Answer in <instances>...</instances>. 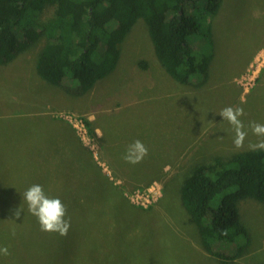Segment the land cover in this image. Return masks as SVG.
Listing matches in <instances>:
<instances>
[{"label":"rangeland","instance_id":"obj_1","mask_svg":"<svg viewBox=\"0 0 264 264\" xmlns=\"http://www.w3.org/2000/svg\"><path fill=\"white\" fill-rule=\"evenodd\" d=\"M56 6L46 4L38 20ZM211 24L214 56L198 84L165 72L141 19L114 70L82 96L37 76L43 37L0 66V247L9 250L0 264H264L263 202L239 201L250 244L243 257L222 261L202 246L179 199L193 164L249 149L261 139L250 122L264 124V0H222ZM228 106L244 110L240 149L219 115ZM137 139L148 154L133 165L123 157ZM33 184L66 206L67 235L42 231L27 210ZM236 244L212 249L227 254Z\"/></svg>","mask_w":264,"mask_h":264},{"label":"trees","instance_id":"obj_2","mask_svg":"<svg viewBox=\"0 0 264 264\" xmlns=\"http://www.w3.org/2000/svg\"><path fill=\"white\" fill-rule=\"evenodd\" d=\"M52 2L57 3L53 16L39 21L38 15ZM221 2L0 0V66L19 59L43 37L34 62L37 76L69 95L82 96L114 70L122 41L141 19L165 72L179 84H198L207 78L214 56L211 21ZM91 122L83 119L90 133ZM245 198L264 203V150L212 156L193 164L182 180L180 203L202 246L222 261L243 257L250 244L238 211ZM216 242L237 247L223 254L212 249Z\"/></svg>","mask_w":264,"mask_h":264},{"label":"clouds","instance_id":"obj_3","mask_svg":"<svg viewBox=\"0 0 264 264\" xmlns=\"http://www.w3.org/2000/svg\"><path fill=\"white\" fill-rule=\"evenodd\" d=\"M219 115L229 122L234 130V147L240 149L244 146V141L248 135L245 130L244 122L241 117L244 115L243 108L231 106L221 110ZM249 127L252 134L261 137L254 144H249L248 148L251 151L264 150V124L250 122ZM148 154L147 147L140 140H135L126 150L123 159L130 164H138ZM24 200L27 204V210L37 218L42 231L56 232L61 236H65L71 227L69 219H65L67 209L59 198H51L47 196L43 190V186L33 184L24 192ZM22 209H17L15 216H20ZM0 254L9 255L7 247H0Z\"/></svg>","mask_w":264,"mask_h":264},{"label":"crops","instance_id":"obj_4","mask_svg":"<svg viewBox=\"0 0 264 264\" xmlns=\"http://www.w3.org/2000/svg\"><path fill=\"white\" fill-rule=\"evenodd\" d=\"M62 89V88H61ZM241 218V217H240ZM242 221V220H241Z\"/></svg>","mask_w":264,"mask_h":264}]
</instances>
